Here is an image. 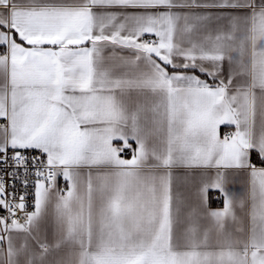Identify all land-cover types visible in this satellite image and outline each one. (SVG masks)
Segmentation results:
<instances>
[{
    "label": "snow or ice",
    "instance_id": "snow-or-ice-1",
    "mask_svg": "<svg viewBox=\"0 0 264 264\" xmlns=\"http://www.w3.org/2000/svg\"><path fill=\"white\" fill-rule=\"evenodd\" d=\"M0 211V264H264V0H0Z\"/></svg>",
    "mask_w": 264,
    "mask_h": 264
},
{
    "label": "crops",
    "instance_id": "crops-1",
    "mask_svg": "<svg viewBox=\"0 0 264 264\" xmlns=\"http://www.w3.org/2000/svg\"><path fill=\"white\" fill-rule=\"evenodd\" d=\"M234 130V128L232 127H227V126H221L220 128V134H221V137H223V133L225 131H232ZM126 158H130V157H126ZM213 174L215 172L214 169L210 170ZM246 176L244 174H238L236 176H234L232 178V181L231 183L229 184V189L230 191H232L235 195H243L246 191ZM63 180L62 178H60L59 182ZM182 190H185V189H182ZM186 193H187V190H185ZM217 193L220 195V199L219 200H216L213 195ZM191 194L194 195V190H192ZM209 206L213 209L215 208H221L223 206V199H222V196L221 194L218 192V191H210L209 192ZM49 228V233L51 232V227L50 225L48 226Z\"/></svg>",
    "mask_w": 264,
    "mask_h": 264
},
{
    "label": "built area",
    "instance_id": "built-area-1",
    "mask_svg": "<svg viewBox=\"0 0 264 264\" xmlns=\"http://www.w3.org/2000/svg\"><path fill=\"white\" fill-rule=\"evenodd\" d=\"M227 132H229V131H225V132L223 133V135H224L225 133H227ZM5 183H6V185H10V184H11V180L8 179L7 177H5ZM59 186H60L61 188H64V187H65V182H64L63 180H61V181L59 182ZM8 191H11V188H9ZM23 191H24L23 187L20 185L19 182H17V184H16V193H17V196H19V194H20L21 192H23ZM28 192L31 193V188L28 189ZM213 197H214L216 200H219V199H220V195L217 194V193H215V194L213 195ZM31 200H32V197H31V195H29V196H28V203H29V205L31 204ZM29 210H31V208H29ZM4 214H5L4 212L0 211V215H4Z\"/></svg>",
    "mask_w": 264,
    "mask_h": 264
}]
</instances>
